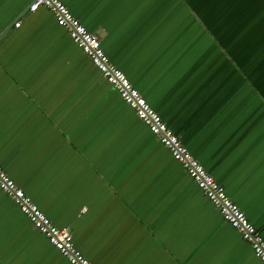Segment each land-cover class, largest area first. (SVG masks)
Here are the masks:
<instances>
[{
    "label": "crops",
    "instance_id": "1",
    "mask_svg": "<svg viewBox=\"0 0 264 264\" xmlns=\"http://www.w3.org/2000/svg\"><path fill=\"white\" fill-rule=\"evenodd\" d=\"M31 1L0 0L6 174L92 264H263ZM60 1L264 238V0ZM0 264H70L1 190Z\"/></svg>",
    "mask_w": 264,
    "mask_h": 264
},
{
    "label": "built area",
    "instance_id": "2",
    "mask_svg": "<svg viewBox=\"0 0 264 264\" xmlns=\"http://www.w3.org/2000/svg\"><path fill=\"white\" fill-rule=\"evenodd\" d=\"M39 7L47 9L55 23L66 30L69 38L90 60L101 77L116 90L121 100L134 111L136 117L147 127L149 132L168 150L172 159L179 163L222 219L237 231L241 239L250 246L254 256L264 264V238L260 231L231 201L223 187L190 154L179 137L166 126L160 115L133 87L122 71L109 60L98 37L87 31L60 0H32L28 11L35 12ZM19 25L20 23L16 22L14 27L17 28ZM0 190L13 201L31 225L70 264H92L75 248L68 229L53 225L32 199L6 174L1 165Z\"/></svg>",
    "mask_w": 264,
    "mask_h": 264
}]
</instances>
